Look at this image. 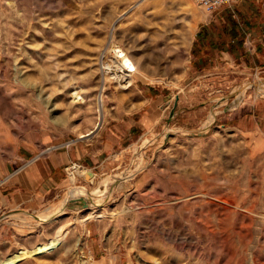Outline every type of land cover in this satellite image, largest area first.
I'll return each mask as SVG.
<instances>
[{
  "label": "rangeland",
  "instance_id": "1",
  "mask_svg": "<svg viewBox=\"0 0 264 264\" xmlns=\"http://www.w3.org/2000/svg\"><path fill=\"white\" fill-rule=\"evenodd\" d=\"M238 1L0 0V170L158 117L98 166L69 162L40 205L0 208V264H264V60L238 56L260 34ZM114 48L129 83L102 69Z\"/></svg>",
  "mask_w": 264,
  "mask_h": 264
},
{
  "label": "crops",
  "instance_id": "2",
  "mask_svg": "<svg viewBox=\"0 0 264 264\" xmlns=\"http://www.w3.org/2000/svg\"><path fill=\"white\" fill-rule=\"evenodd\" d=\"M238 2L241 5L244 4L242 9L235 6V9L230 8L229 12L235 13V16L243 12L255 16L258 22L251 23L248 20V24L250 23V26L257 31L260 30L255 43L250 37H243L238 56L251 57V61L262 62L264 54L260 55L259 51L262 48L261 44L264 43L259 37L264 38V0H239ZM249 2L253 5L248 4ZM255 33L252 34L255 35ZM254 35L251 36L254 37ZM230 60H232L231 57ZM144 106L141 105L138 110ZM137 113V110H134L108 119L89 137L76 138L70 147L54 148L39 156H30L26 151L17 155L4 169L0 170V208L29 210L40 205L43 200L50 199L62 186L66 179L65 166L69 162L78 161L96 167L108 157L110 151L133 140L158 118L151 116L152 113L148 107L140 116ZM260 116L263 119L261 121L257 118L258 126L261 122L264 125V110ZM246 132L254 133L255 130H246Z\"/></svg>",
  "mask_w": 264,
  "mask_h": 264
},
{
  "label": "bare ground",
  "instance_id": "3",
  "mask_svg": "<svg viewBox=\"0 0 264 264\" xmlns=\"http://www.w3.org/2000/svg\"><path fill=\"white\" fill-rule=\"evenodd\" d=\"M113 51H115V56H116V60H112L111 64L110 63H106V64H103L102 66V69L104 71V73H114L117 78L120 80V82L122 83H129L130 82V77L132 75V73H125V72H121L120 69L122 68V64L124 62L128 63L129 66L133 65L131 60L124 54V52H119L117 51L116 48L112 49ZM122 53V55L120 54ZM120 54L121 58L118 57V55ZM134 66V65H133ZM101 69V70H102ZM135 69V67H134ZM135 72V70H134ZM105 75H103V82L101 84V87H100V91H99V95H98V98H97V119L98 120H101L102 116H103V112H102V106H103V91H104V85H105ZM70 99H71V102H78V103H81L84 101V97L82 96V94L79 92V90L77 89H73L71 92H70ZM97 125L96 124V121L94 122V126ZM74 130L76 131L77 135L78 136H83L85 135V133L87 132H84L80 129L79 126H75L74 127ZM73 171H77V169H73ZM71 175H73L71 173ZM25 214V213H24ZM15 216L17 217H21L24 221L27 220V218L25 216H22L20 214H16ZM30 219V217H29Z\"/></svg>",
  "mask_w": 264,
  "mask_h": 264
},
{
  "label": "built area",
  "instance_id": "4",
  "mask_svg": "<svg viewBox=\"0 0 264 264\" xmlns=\"http://www.w3.org/2000/svg\"><path fill=\"white\" fill-rule=\"evenodd\" d=\"M194 1L202 8L211 12L222 5L231 3L232 0H194ZM120 54L122 55V53ZM120 54L118 55L119 58H121ZM134 70H135L134 66L133 65L129 66L128 63L126 62L122 64V68L120 69L121 72H125V73H132L134 72ZM56 147L55 146L53 148L49 147L47 148V150L54 149ZM77 167L78 165L76 163H71L67 168L73 170L74 168H77Z\"/></svg>",
  "mask_w": 264,
  "mask_h": 264
}]
</instances>
